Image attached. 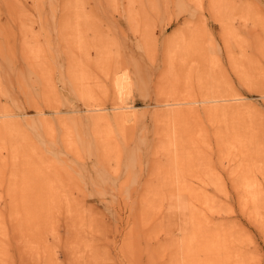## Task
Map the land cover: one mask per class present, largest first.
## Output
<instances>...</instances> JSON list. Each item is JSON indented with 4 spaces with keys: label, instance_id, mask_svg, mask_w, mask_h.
<instances>
[{
    "label": "rangeland",
    "instance_id": "obj_1",
    "mask_svg": "<svg viewBox=\"0 0 264 264\" xmlns=\"http://www.w3.org/2000/svg\"><path fill=\"white\" fill-rule=\"evenodd\" d=\"M0 264H264V0H0Z\"/></svg>",
    "mask_w": 264,
    "mask_h": 264
},
{
    "label": "bare ground",
    "instance_id": "obj_2",
    "mask_svg": "<svg viewBox=\"0 0 264 264\" xmlns=\"http://www.w3.org/2000/svg\"><path fill=\"white\" fill-rule=\"evenodd\" d=\"M116 84H117V87L119 88V89H118L119 94L122 95V91H121V88H120V86H119V83L116 82Z\"/></svg>",
    "mask_w": 264,
    "mask_h": 264
}]
</instances>
